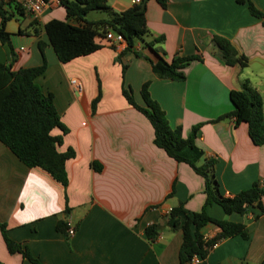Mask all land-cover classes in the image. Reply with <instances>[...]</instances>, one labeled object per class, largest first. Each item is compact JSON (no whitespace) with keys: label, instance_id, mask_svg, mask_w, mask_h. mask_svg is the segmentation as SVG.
<instances>
[{"label":"crops","instance_id":"1","mask_svg":"<svg viewBox=\"0 0 264 264\" xmlns=\"http://www.w3.org/2000/svg\"><path fill=\"white\" fill-rule=\"evenodd\" d=\"M132 1L106 0V5L113 14H122L133 7ZM251 1L264 14V0ZM144 4L148 34L136 41L134 52L116 45L123 50L118 56L115 46L101 37L96 40L100 50L67 64L58 60L44 30L51 20L67 21L58 0H49L36 21L25 15L6 24L17 56L15 70L46 61L47 70L36 83L44 93L53 94L61 122L69 130L59 151L75 152L66 163L65 189L46 171L27 167L0 142V224L41 264H181L184 235L169 225L167 212L180 205L188 213L201 212L206 201L204 179L155 145L153 126L125 99L124 87L132 89L136 104L144 108L142 88L149 83L151 98L173 129L182 128L184 137L201 125L196 143L206 158L217 161L214 176L222 196L232 198L264 181V145L253 143L248 124H236L234 118L213 122L234 110L232 91L257 93L264 112V20L237 0H166V7L145 0ZM107 16L89 19V13L86 20L110 19V13ZM69 23L80 25L75 20ZM214 37L231 44L237 63L224 62ZM154 40V49L168 62L200 58L185 68V81L159 78L153 72L146 58L156 59L147 47ZM11 61V49L0 42V64ZM74 80L81 89L72 84ZM61 134L60 129L53 131L55 136ZM207 214L243 224L248 232L247 239L219 241L210 249L207 264H262L264 211L227 215L213 204ZM60 223L75 234L59 232ZM153 225L161 229L152 242L146 230ZM219 233L212 223L202 229L208 239ZM0 264H32L21 254L9 253L1 230Z\"/></svg>","mask_w":264,"mask_h":264},{"label":"trees","instance_id":"2","mask_svg":"<svg viewBox=\"0 0 264 264\" xmlns=\"http://www.w3.org/2000/svg\"><path fill=\"white\" fill-rule=\"evenodd\" d=\"M58 1L66 10L67 21L51 20L45 24L44 30L58 60L63 64L100 50L101 45L96 40L101 37L105 38L110 30L125 38L129 52H134L136 41L143 40L148 34L145 21V0L142 4L134 5L122 14H113L106 5V0ZM157 1L166 7V0ZM237 2L247 5L254 17L264 20V14L255 7L251 0H237ZM93 11L110 13V19L97 22L87 21V15ZM19 16H25L19 7L14 6L12 2H0V42L9 46L12 52V61L9 64H0V142L27 167L46 171L66 189L68 187L66 163L75 157V152L72 149L64 153L59 151L69 130L61 122L53 94L44 93L36 83L37 79L47 70L46 61L35 68L18 70L14 68L17 56L13 52L11 34L6 31V24L12 19H18ZM72 20L79 22L80 25L69 23ZM156 41L147 44L156 56L153 60L146 58L153 72L159 78L185 81V68L200 58L192 56L168 62L163 54L154 49ZM213 43L226 64L232 65L238 62L235 58V51L227 40L214 37ZM241 65L245 63L242 62ZM123 96L131 106L143 113L150 121L154 129L155 145L164 150L177 163L189 165L197 175L204 179L206 201L201 212L188 213L183 205H180L172 209L167 217L169 225L175 230L181 229L184 235L180 250L181 264H189L194 256L200 257V264H207L205 260L210 249L219 241L237 236L247 239L248 232L243 224L212 219L207 214V208L216 204L227 215H245L251 210H259L262 213L264 211V181L255 183L251 188L241 191L232 198L222 196L214 176L217 161L213 158H206L205 152L196 143L201 125L195 126L188 137L183 136L182 128L173 129L164 110L151 98L149 83L142 88V96L146 105L144 108L136 104L131 88L124 87ZM230 98L234 110L213 122L234 118L236 124L246 123L253 143L263 146L264 112L260 96L253 91L245 90L232 91ZM100 99L101 94L99 93L93 101V110L96 109ZM55 129H60L62 134L53 135ZM94 168L97 171L101 170L96 164ZM209 223L216 225L220 233L212 239H205L202 229ZM67 228L63 223L57 226V230L61 233H65ZM160 229L159 225L147 228V238L152 242L155 241L160 234ZM0 230L10 254H21L32 264H41L27 248L9 238L6 225L0 224Z\"/></svg>","mask_w":264,"mask_h":264},{"label":"built area","instance_id":"3","mask_svg":"<svg viewBox=\"0 0 264 264\" xmlns=\"http://www.w3.org/2000/svg\"><path fill=\"white\" fill-rule=\"evenodd\" d=\"M143 1L144 0H133L132 4L133 6L140 5L142 4ZM0 2H3V3L12 2L14 6L19 7L20 10H22L25 15L29 16L33 20H37L45 12V10H47L48 5H49V1L46 2L45 0H0ZM105 40L110 45L115 46V49H117L116 45L127 46V42L125 38L121 34L111 31V30L106 34ZM116 53L118 56H122L123 50L117 49ZM72 84L75 85L76 88L81 89V85L77 80L72 81ZM171 211L172 209L168 210L167 215H169ZM66 232L70 236H73L75 234L73 228H71L70 226H68ZM205 239H208V238H205ZM200 262H201L200 257L194 256L189 264H200Z\"/></svg>","mask_w":264,"mask_h":264},{"label":"rangeland","instance_id":"4","mask_svg":"<svg viewBox=\"0 0 264 264\" xmlns=\"http://www.w3.org/2000/svg\"><path fill=\"white\" fill-rule=\"evenodd\" d=\"M102 17L108 18L107 13L106 12H100V11H93L90 13L89 19H101ZM14 24H15V21L11 22V26H13Z\"/></svg>","mask_w":264,"mask_h":264}]
</instances>
